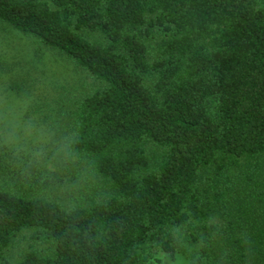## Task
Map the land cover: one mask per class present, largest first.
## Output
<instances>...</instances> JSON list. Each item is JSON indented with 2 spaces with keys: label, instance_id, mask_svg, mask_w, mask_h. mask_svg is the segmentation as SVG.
Segmentation results:
<instances>
[{
  "label": "trees",
  "instance_id": "obj_1",
  "mask_svg": "<svg viewBox=\"0 0 264 264\" xmlns=\"http://www.w3.org/2000/svg\"><path fill=\"white\" fill-rule=\"evenodd\" d=\"M0 26L81 76L36 151L0 146V264H264V0H0Z\"/></svg>",
  "mask_w": 264,
  "mask_h": 264
},
{
  "label": "rangeland",
  "instance_id": "obj_2",
  "mask_svg": "<svg viewBox=\"0 0 264 264\" xmlns=\"http://www.w3.org/2000/svg\"><path fill=\"white\" fill-rule=\"evenodd\" d=\"M80 80L81 76L60 57L46 51L35 54L19 33L0 26V146L36 151L49 135L37 116L46 114L54 89L69 88ZM14 84L19 90L12 88ZM187 249L189 253L190 248ZM189 261L182 254L171 257L158 253L151 264H188Z\"/></svg>",
  "mask_w": 264,
  "mask_h": 264
}]
</instances>
